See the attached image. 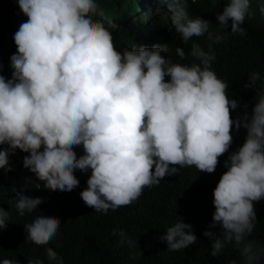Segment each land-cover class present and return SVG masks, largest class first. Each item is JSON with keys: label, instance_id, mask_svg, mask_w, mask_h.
<instances>
[{"label": "clouds", "instance_id": "9594fccd", "mask_svg": "<svg viewBox=\"0 0 264 264\" xmlns=\"http://www.w3.org/2000/svg\"><path fill=\"white\" fill-rule=\"evenodd\" d=\"M222 1L226 6L216 16L221 29L230 27L232 34L244 35L243 23L264 24V0ZM16 3L27 20L13 36L17 52L10 57L11 78L0 75V146L8 145L0 147V169L13 170L9 156L17 149L30 153L23 166L45 189L61 192L79 186L75 170H90L80 197L86 206L107 214L131 205L145 188L159 185L180 168L195 166L200 173H214L219 157L233 143V126L243 127L245 142L224 163L227 171L213 190L212 223L203 235L211 241V256L218 257L226 244L235 242L242 245L245 264H258L264 251L247 238L256 226L254 203L264 199L260 73L250 74L244 85L257 93L251 114L245 111L233 120L231 110L239 107L238 101L229 98L228 84L212 70L216 59L212 44L224 36L211 32L208 20L191 18L188 0H139L124 20L105 16L97 0ZM158 19H171L184 42L207 34L212 42L208 51L199 43L191 45L190 55L198 63H174L162 55L167 44L117 45L114 32L143 28ZM176 53L181 59L186 56L179 47ZM76 146L83 148L79 157ZM16 196L15 208L21 216L43 202L21 193ZM8 222L9 211L0 207V230ZM60 224L57 217L38 216L24 225L25 240L47 245ZM217 226L222 237L220 231H211ZM117 234L121 245L137 249L134 255L142 256L136 240L122 230L113 232ZM160 240L169 251H178L196 243L197 237L192 226L180 220ZM46 253L50 262L63 264L52 248ZM2 264L15 262L3 259ZM28 264L44 262L35 259Z\"/></svg>", "mask_w": 264, "mask_h": 264}, {"label": "trees", "instance_id": "16d2710c", "mask_svg": "<svg viewBox=\"0 0 264 264\" xmlns=\"http://www.w3.org/2000/svg\"><path fill=\"white\" fill-rule=\"evenodd\" d=\"M138 1L97 0L104 7L105 16L118 15L122 20L129 14V7ZM225 6L222 0H188L189 16L208 20L211 23L210 31L224 36L221 42L212 44V52L216 57L212 62V70L228 84L229 98L238 101L239 107L231 110V117L235 120L245 111L251 114L256 103V89L244 87L249 82L250 74L259 72L261 80L257 82V88L264 87V24L259 20L243 23L242 27L246 30L244 35L232 34L230 27L221 29L216 16L222 13ZM26 20L16 0H0V75L6 79L12 75L10 57L17 52L13 36ZM114 34L118 46L143 43L152 47L167 44L168 51L162 55L182 65L198 63L190 55L193 43H199L205 51L212 43L207 39V34L184 42L180 34L175 32L171 19L153 20L143 28L128 27ZM178 47L185 51L184 59L176 53ZM231 134L233 143L229 151L219 157L214 173H200L195 166L180 168L176 175L165 176L159 185L145 188L140 198L131 205L115 211L110 209L107 214L86 206L80 197L81 191L87 187L90 170L74 171L79 186L71 192L48 190L43 187L42 181H38L23 166V158L30 153L17 149L15 154L9 156V166L13 170L7 172L0 169V207L9 211L7 227L0 230V264L3 259H11L15 264H28L29 260L35 259L42 260L44 264H55L47 258L46 249L49 247L63 259V264H230L232 261L245 264L240 254L242 245L228 243L221 255L213 257L210 255L211 241L203 235L212 223L215 211L213 190L227 171L224 163L232 152L243 145L247 132L243 127L237 130L233 126ZM0 147L7 148L8 145ZM74 151L77 157L83 154L82 146H76ZM17 193L41 198L43 202L32 212L21 216L15 208ZM254 208L256 226L247 240H254L256 247L264 251V199L255 202ZM43 215L57 217L61 224L49 244L37 246L25 240L24 225ZM180 220L192 226L197 242L186 249L169 251L166 242L161 241L160 237L168 227ZM121 230L129 239L138 242L142 256L136 257L134 252L137 249L120 244L121 237L113 235V232L119 233ZM211 231H220L222 237L219 226ZM258 264H264V257Z\"/></svg>", "mask_w": 264, "mask_h": 264}, {"label": "rangeland", "instance_id": "374dc122", "mask_svg": "<svg viewBox=\"0 0 264 264\" xmlns=\"http://www.w3.org/2000/svg\"><path fill=\"white\" fill-rule=\"evenodd\" d=\"M111 21V20H110Z\"/></svg>", "mask_w": 264, "mask_h": 264}]
</instances>
